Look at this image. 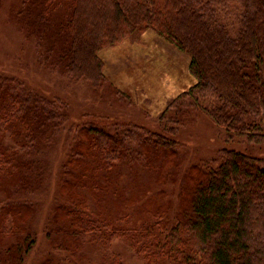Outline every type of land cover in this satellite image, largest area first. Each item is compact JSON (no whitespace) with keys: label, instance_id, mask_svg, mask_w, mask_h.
Returning a JSON list of instances; mask_svg holds the SVG:
<instances>
[{"label":"trees","instance_id":"obj_1","mask_svg":"<svg viewBox=\"0 0 264 264\" xmlns=\"http://www.w3.org/2000/svg\"><path fill=\"white\" fill-rule=\"evenodd\" d=\"M11 17L44 64L95 91L109 83L100 51L153 30L189 55L197 80L170 100L164 115L173 127L162 130L174 137L203 113L224 129L223 142L234 135L264 141V0H17ZM71 117L59 99L0 71V264H26L37 244L34 203L53 149L72 131ZM76 132L64 139L66 202L44 224L53 250L89 264L92 244L100 254L94 264H126L107 251L123 241L143 264H264V157L219 149L215 159L184 172L180 193L160 204L158 219L133 226L132 208L113 198V170L143 134L94 122ZM146 135L156 150L176 148L162 133ZM172 151L147 155V166H173ZM168 167L169 176L178 166ZM92 202L108 205L110 217L96 218Z\"/></svg>","mask_w":264,"mask_h":264},{"label":"rangeland","instance_id":"obj_2","mask_svg":"<svg viewBox=\"0 0 264 264\" xmlns=\"http://www.w3.org/2000/svg\"><path fill=\"white\" fill-rule=\"evenodd\" d=\"M17 0H0V71L20 78L27 85L36 87L46 96L63 102L72 113V131L61 137L49 158L47 178L38 190L41 192L34 203L35 219L30 223L35 231L37 244L34 245L26 264H41L50 260L53 264H78L84 260L71 252L53 250L44 224L52 209L61 206L66 199L63 195L62 164L65 160L67 145L77 135L79 127L90 122L99 124L114 132L115 124L138 134L136 143L131 147L122 162H118L113 172L117 173V194L121 209L131 207L128 224L139 226L154 222L160 204L180 193L185 183L184 172L195 164L215 159L218 150L227 146L253 156L264 157V141L250 143L247 138L236 136L230 144L223 142V130L203 113L181 126L179 133L168 136L173 124L164 115L170 100L188 90L197 80L189 71L190 57L174 44L169 43L153 30L137 33L115 47L100 51L105 62L108 85L93 90L86 82H71L61 71L51 69L39 58L34 41L24 38L11 17V9ZM264 73V72H263ZM149 132H159L168 141H176L172 151V165L159 162L157 170L147 166V155L158 152L160 157L171 151L156 150L149 145ZM69 138H68V136ZM167 135V136H166ZM80 136V135H78ZM77 138L73 141L77 142ZM68 141V142H69ZM72 141V142H73ZM138 152L145 155L138 157ZM137 154V155H136ZM177 167L171 175L166 169ZM153 169V168H152ZM205 169V164H204ZM114 177V176H113ZM174 200V199H173ZM132 202V203H131ZM89 211L99 219L110 217L108 205L87 204ZM118 215H125L119 212ZM114 217V214L111 215ZM156 231L158 229L156 228ZM109 253H118L126 264H143L123 241L114 242ZM88 263L99 262V251L92 244L87 245Z\"/></svg>","mask_w":264,"mask_h":264}]
</instances>
